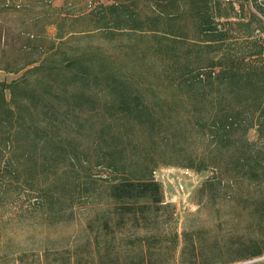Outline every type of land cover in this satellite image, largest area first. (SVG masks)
<instances>
[{"label":"trees","instance_id":"obj_1","mask_svg":"<svg viewBox=\"0 0 264 264\" xmlns=\"http://www.w3.org/2000/svg\"><path fill=\"white\" fill-rule=\"evenodd\" d=\"M98 4L92 29L105 37L160 31L155 42L167 69L131 80L89 51L56 56L74 31L58 32L53 52L28 42L21 56L0 58V70L21 72L0 80V224L61 221L104 197L111 216L87 240L97 254L113 252L116 236L127 233L132 264H232L264 255V0H152L154 17L119 0ZM99 80L108 93L92 88ZM60 99L67 112H87L83 122L60 117ZM88 103L97 104L81 106ZM101 107L124 122L105 118ZM100 112L96 124L90 116ZM161 126L169 138H161ZM182 137L204 149L177 152ZM161 164L209 169L197 203L223 196L236 228L178 233L175 204L154 175Z\"/></svg>","mask_w":264,"mask_h":264},{"label":"rangeland","instance_id":"obj_2","mask_svg":"<svg viewBox=\"0 0 264 264\" xmlns=\"http://www.w3.org/2000/svg\"><path fill=\"white\" fill-rule=\"evenodd\" d=\"M113 1L115 0H0V58L10 60L21 56L23 51L18 48L28 42L31 45L41 44L42 51L53 47L50 50L53 52L58 45L56 37L58 32L65 34L74 31L65 43L59 45L61 50L56 56H69L84 50L89 51L88 55L94 57V61H98L100 66L131 80L132 73L142 72V75L150 79L152 75L167 69L166 55L157 48L158 44L155 42L162 37L160 31L155 34L156 36L151 31L145 30L116 34L115 37L110 38L105 37L102 31L92 29L95 23L91 21L93 19L91 9L99 7V2L109 4ZM119 1H123V5L127 7H137L143 15L148 14L149 17L155 15H151L152 0ZM64 14L67 16L62 20L61 15ZM150 19L144 20L143 23L150 22ZM29 33L35 36L32 37ZM20 74L21 72L0 70V80L11 81ZM90 85L98 90L99 95L109 91L104 80H99L95 86L90 82ZM130 86L132 89V82ZM165 89L166 87L157 88L158 94L161 95V91ZM56 103L62 111L60 117L83 122L82 116L87 115L84 110L78 111L77 107L70 108L71 111L67 112L66 100L60 99ZM96 104L88 103L81 106L88 108ZM109 109L110 112L101 107V111L106 112L105 118H112L114 123L124 122V118H120L119 114L112 113L113 117H109L114 111ZM90 119L99 124L103 118L100 112L90 116ZM126 127L128 130L131 129L132 135L131 119ZM160 130L161 138H169L166 132L170 130H166L165 126H161ZM82 131L84 132V129ZM181 144L183 150L177 151L181 154L204 149L201 142H197V145L189 144L183 140V137L180 138V147ZM170 152L168 148L167 154L170 155ZM98 170L107 173L105 169L98 168ZM154 173L163 184L164 198L175 204L178 233L184 226L213 227L218 234L236 228L233 224L236 218L230 213V205L222 199L223 196L216 194L217 196L212 197L210 201L202 198V201L197 203L195 191L202 181L211 175L209 169L196 171L176 164H161ZM93 202L97 203L80 204L67 218L49 224L33 223L25 219L4 220L0 224V264H132L133 245L130 243L132 238L127 233L116 236L114 251L107 255L95 253L94 246L87 244V240L93 236L96 225L111 216L110 206L105 204L107 199L96 198ZM243 224L245 222L241 221L239 227ZM179 246L180 237H178ZM136 249H140V246H136ZM245 264H264V260Z\"/></svg>","mask_w":264,"mask_h":264},{"label":"water","instance_id":"obj_3","mask_svg":"<svg viewBox=\"0 0 264 264\" xmlns=\"http://www.w3.org/2000/svg\"><path fill=\"white\" fill-rule=\"evenodd\" d=\"M260 260H264V255H261L259 257H255L252 259H248V260L242 261L241 263H237V264H245V263H249V262H253V261H260Z\"/></svg>","mask_w":264,"mask_h":264}]
</instances>
